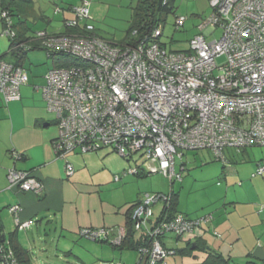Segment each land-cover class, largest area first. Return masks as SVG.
Returning <instances> with one entry per match:
<instances>
[{
	"label": "built area",
	"instance_id": "obj_1",
	"mask_svg": "<svg viewBox=\"0 0 264 264\" xmlns=\"http://www.w3.org/2000/svg\"><path fill=\"white\" fill-rule=\"evenodd\" d=\"M211 6L212 13L198 25L201 32L186 51L168 50L161 43V23L134 44L97 36L86 0L70 8L73 17L65 18L64 25L72 31H38L37 40L49 56L66 57L59 60L66 63L48 70L42 86L58 125L53 143L57 156L111 147L124 158H141L115 175V182L143 172L163 174L174 185L181 179L176 160L186 151L208 149L226 163L229 148L264 147V0H211ZM58 11L64 13L59 7ZM0 15L7 22L2 35L15 38L8 10L0 8ZM186 19L176 17V28ZM218 31L219 37L207 39ZM27 81L25 69L0 55V95L6 102L19 100ZM12 154L15 159L22 155ZM66 169L74 173L70 162ZM262 174L264 165H259L254 176ZM8 179L11 187L25 192L44 190L30 171L11 168ZM160 200L163 209L152 222V205ZM172 200V192L147 195L133 207V227L142 232L138 249L143 264H160L176 253L163 244L165 235L181 237L213 219L211 214L192 219L175 213ZM9 210L17 230L34 223L21 220L19 204ZM79 235L102 242L110 241L111 233L106 228H83ZM123 237L120 234L117 244ZM0 264H21L9 242L0 243Z\"/></svg>",
	"mask_w": 264,
	"mask_h": 264
},
{
	"label": "crops",
	"instance_id": "obj_2",
	"mask_svg": "<svg viewBox=\"0 0 264 264\" xmlns=\"http://www.w3.org/2000/svg\"><path fill=\"white\" fill-rule=\"evenodd\" d=\"M184 2L190 6L188 14L201 17V0ZM63 14L64 18H69ZM3 29L0 17V38ZM8 41L9 48L4 54L0 49L1 56L11 53ZM28 57L29 54L24 62L28 81L21 87L20 99L6 102L0 95V221L5 235L3 240L10 243L14 233L18 245L28 251L31 264H36L34 245H42L41 249H44L50 245L48 241H51L50 249L57 245L58 251L74 257L80 264H143L139 249L134 245L140 243L142 232L133 227L134 236H131V242L127 240L129 212L141 200L111 201L110 190L106 191L104 186L115 182L113 176L122 168L112 169L105 176L92 164L103 161L107 155L115 156L112 153L116 152L106 147L102 148L106 149L104 151H74L65 158L57 156L53 143L59 130L55 115L48 110L43 97L45 80L40 81L34 71L29 73L30 65L26 68ZM13 152L22 155L15 159ZM225 156L227 162H223L222 171L228 188L225 196L210 202L201 212L184 213L179 210L177 202V213L192 219L211 214L213 219L181 237L176 235L175 238L172 233L162 237L166 247L177 251L160 264H264V174L254 176L258 166L264 165V147H246L241 152L229 148ZM67 162L73 165V174L67 172ZM11 168L30 171L43 183V192L37 194L11 187L8 179ZM133 180L132 177L130 181ZM14 204L21 206V220H34L28 229L17 230L9 210ZM10 224H14L12 231ZM83 228L109 229L110 241L82 238L79 231ZM120 234L124 237L117 244ZM213 252L220 254L222 261H214L210 255Z\"/></svg>",
	"mask_w": 264,
	"mask_h": 264
},
{
	"label": "rangeland",
	"instance_id": "obj_3",
	"mask_svg": "<svg viewBox=\"0 0 264 264\" xmlns=\"http://www.w3.org/2000/svg\"><path fill=\"white\" fill-rule=\"evenodd\" d=\"M84 1L17 0L16 4L12 6L14 13L12 18L15 23L20 20L25 21L26 25L30 28L28 34H33V32L38 30H47L48 32L60 31L63 28L64 14L58 11V7L64 11L66 17L71 18L74 14L70 8L80 6ZM86 1L89 2V9L93 18L94 33L112 43L125 44L124 41L132 26L139 0ZM188 7L190 6L184 0H176L173 11L168 14L162 13L158 16L163 20L161 22L163 24L161 42L166 45L168 50H188L190 41L201 32L198 29V25L213 11L211 0H201V17L191 15V13L188 14ZM178 16L187 17L184 26L180 29H177L175 25L176 17ZM219 36L220 32L218 31L207 39L211 40ZM0 42V49L4 54L9 48L8 37L2 35ZM28 54L31 59L28 57L26 66L28 69L30 65V70L28 69L29 73L34 71V73H37L40 81L45 80L46 73L54 67L56 59L48 57L47 51L44 49L32 50ZM3 57L7 62L13 61L10 54H6ZM104 150L106 149H100L99 151ZM112 154H115V156L107 155L103 158V161L92 163L96 169L101 170L100 174L107 176L108 171L120 167L122 168L121 172L115 174L120 175L126 169L135 166V160L139 157V155H136L134 160L130 159L131 161H128L117 152ZM139 159L141 161L140 157ZM181 163H184V170L181 169ZM176 164L177 171L181 173V179L175 182L174 185L171 184L168 177L160 173L141 178L129 174L120 182L109 183L104 188L106 191L110 190L108 193L110 192L111 201L114 200L122 203L128 200L131 201L132 199L144 201L147 195L168 194L174 190L178 193V208L184 213L192 211L201 212L203 207H208L210 202L222 198L227 193V181L222 172L224 163L217 160L208 149L186 151L183 158L178 157ZM236 164L241 163L237 162ZM132 177L137 182L135 180L130 181ZM123 186L125 187L123 188ZM152 207L153 214L150 216V220L154 221L160 214L163 201L160 200L158 203L152 205ZM13 225L10 224V231L14 229ZM22 235L23 233H20V236ZM173 237L176 238V235H173ZM48 242L50 245L44 247V249H41L42 245H34L33 258L36 264H80L74 257L58 251L57 245H55V249H50L51 241Z\"/></svg>",
	"mask_w": 264,
	"mask_h": 264
},
{
	"label": "trees",
	"instance_id": "obj_4",
	"mask_svg": "<svg viewBox=\"0 0 264 264\" xmlns=\"http://www.w3.org/2000/svg\"><path fill=\"white\" fill-rule=\"evenodd\" d=\"M175 1L176 0H139L138 6H137L136 11H135V17H134L132 26L127 33L126 40L124 41V43L125 44H134V43H137L140 39H142V37H144L145 35H149L152 32V30L154 28H156L157 25L163 21L158 16L162 13L168 14L171 11H173V9L175 7ZM16 2H17V0H1L0 1V8L8 10V12L10 14L9 16L11 17V21H12V28L14 30H16V34H17V36L15 38L14 37H8V40H10V43H11V45H10V52L11 53L10 54L12 55V57H14V60L10 61V63H13V64L18 65V66L22 67L23 69H25L24 62H25V58L27 57V54L29 53V51L36 50V49H44V50H46V49L44 48L42 42L38 41L37 37H36V33L40 30L33 32V34H34L33 36H28L27 34H28V31L30 30V28L26 25V22L20 20L19 22L15 23L13 21L12 16L14 15V13L12 10L13 9L12 6L15 5ZM0 17H1V15H0ZM1 19L3 21L4 29H5L7 22L3 17H1ZM64 21H65V18H64ZM64 21H63V29L64 30L62 32H55V33L63 34V33H67V32L72 31L70 28H67L64 25ZM44 31L48 32L47 30H44ZM135 31H136V34H134ZM48 33H52V32H48ZM18 44L20 46L15 48V46ZM162 44L165 45L164 43H162ZM174 51H181V50H174ZM0 55H1V53H0ZM49 57H54V56H49ZM1 58L4 59L3 56H1ZM56 59L58 62L56 61L55 65L61 66L64 63H66V62H64V63L59 62V60L64 61V59H66V57H64L61 54H58ZM25 71H26V69H25ZM243 149L237 150V151L241 152ZM126 159L128 161H131L128 158H126ZM136 176L146 177L148 175L143 173V172H139L138 174H136ZM172 194H173L172 211L176 213L177 212L176 208H177V202H178V193H176L173 190ZM133 207H134V205L132 206L131 211L129 212L128 223H127L129 226V232H128L127 240L130 242H131V236H134V228H133L134 219L132 218ZM200 217H197L195 219H198ZM15 233H16V231H15ZM15 236L16 235L13 233V235L11 236V242L10 243H11V246L13 247V249L16 253V256L18 257L21 264H31V259H30L28 251H26L24 248H22L20 245H18L17 241L14 239ZM4 238H5V235L3 234V225L0 221V243L4 242V240H3ZM139 244L140 243H134V245L137 248H138ZM173 250L177 251L176 249H173ZM210 255L213 257L214 261L215 260H217V261L221 260L222 261V259H223L222 256L216 252L215 253L213 252V254H210ZM210 259H212V258H210ZM214 261H212V262L216 263Z\"/></svg>",
	"mask_w": 264,
	"mask_h": 264
}]
</instances>
